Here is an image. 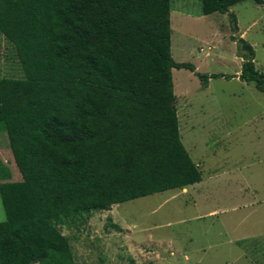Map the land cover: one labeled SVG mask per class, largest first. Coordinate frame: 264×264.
I'll list each match as a JSON object with an SVG mask.
<instances>
[{
	"label": "trees",
	"instance_id": "1",
	"mask_svg": "<svg viewBox=\"0 0 264 264\" xmlns=\"http://www.w3.org/2000/svg\"><path fill=\"white\" fill-rule=\"evenodd\" d=\"M202 14L245 0H199ZM263 4L264 0H252ZM170 0H0V34L23 77H0L1 121L20 180L0 183V264H75L60 225L184 188L201 171L180 139ZM239 79L264 93L254 49L234 37Z\"/></svg>",
	"mask_w": 264,
	"mask_h": 264
},
{
	"label": "rangeland",
	"instance_id": "2",
	"mask_svg": "<svg viewBox=\"0 0 264 264\" xmlns=\"http://www.w3.org/2000/svg\"><path fill=\"white\" fill-rule=\"evenodd\" d=\"M170 7L173 60L230 76L203 86L190 70H171L180 139L202 179L60 225L75 264H264V93L239 79L232 39L253 47L254 66L264 72V3L229 7L236 30L227 13L202 14L199 0H170ZM0 77H23L1 34ZM1 118L0 111V183L21 179Z\"/></svg>",
	"mask_w": 264,
	"mask_h": 264
},
{
	"label": "crops",
	"instance_id": "3",
	"mask_svg": "<svg viewBox=\"0 0 264 264\" xmlns=\"http://www.w3.org/2000/svg\"><path fill=\"white\" fill-rule=\"evenodd\" d=\"M190 186V185H189ZM264 258V257H263Z\"/></svg>",
	"mask_w": 264,
	"mask_h": 264
}]
</instances>
